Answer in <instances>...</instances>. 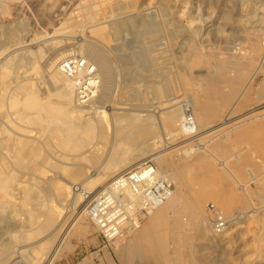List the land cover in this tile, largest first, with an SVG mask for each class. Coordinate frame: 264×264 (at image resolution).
Masks as SVG:
<instances>
[{
  "label": "rangeland",
  "instance_id": "374dc122",
  "mask_svg": "<svg viewBox=\"0 0 264 264\" xmlns=\"http://www.w3.org/2000/svg\"><path fill=\"white\" fill-rule=\"evenodd\" d=\"M88 7L91 8L90 14L92 12L95 14H92L90 19H84L83 16L87 14L85 8ZM101 20L103 25L106 24L105 31L109 35V40L107 42L104 41L103 44L102 40H98V38L93 37L94 35L88 32L95 25V21L100 22ZM128 21L130 22L127 23ZM112 22H119L120 24L119 32L117 31L118 34L115 36L111 34L112 31L109 25ZM8 27L13 30L9 34L7 32ZM263 32L264 0H0V64L2 63L0 65V73L4 71L1 67L5 66V63L9 65L13 61L6 67L8 72L13 70L10 73L14 74V78L8 74L9 78L4 79L7 84L6 86L4 85V88L0 85V90L2 92L4 89L7 95H11L15 92L14 88L22 84V81L26 82L30 79L39 88V92L45 91L46 86L49 85V61L57 53L60 61L74 56L84 60V63L88 62L91 64L93 72L95 70L94 78L97 76V79L95 78L96 82L100 80L97 93L93 95V99L86 105L87 107L84 106V109L81 108V105L77 106L75 101L74 103L84 111L82 113L85 114L84 116L93 115L94 111L101 109V112L107 116L111 127L113 125L111 112L113 111L119 113V115L120 113L123 114V111L144 116L153 115L161 122V119L163 121V117L167 115L166 110L169 111L172 108L170 107L172 106L170 105L171 103L165 102V100L173 97L174 99L178 98L176 99L177 102L176 100H173V102L175 103L174 106L177 105L179 109L184 104H187L186 99L188 100L190 97H193L195 101L202 100L201 102H203L204 100L206 106L216 105L218 107L217 114L207 122L203 120L202 110H198L196 106L193 109L188 106L192 123L195 122V125L199 126L197 131L180 133L176 126L170 131L160 126L159 128L162 130H158L159 134L149 141L153 143L152 146L151 143L149 144L148 154L158 152V154H161V158L169 160L170 149H175L176 152H179L185 147L184 149H188L187 151H192L198 146L204 147L207 144L206 148H209L218 159H225L227 165L240 174L238 175L241 179L239 181L244 182L243 185L246 182L245 187H247V190L249 189V191L254 193L250 197V199L253 197L251 199L252 204L250 203L249 209H247L248 207L245 208L246 210L239 207L240 209L233 210L226 217L229 221L227 226L229 229L224 235L225 239L223 242H214L215 240L211 239L209 235L207 236L208 239H202L195 233L192 239V246L197 248L199 255H201L200 257L204 258L202 259L204 262L201 261V264H264V245L258 248L255 243V236L261 231V225L259 226V222L256 220L255 222L252 217H249L251 209L255 210L257 206L260 207L264 204V117L256 120L254 112L264 104V97L260 96L264 87V76L260 74L255 78L250 93H248L249 95L247 94L241 99L234 97L229 101H222L220 96L212 97V101L209 100L204 92L205 83L203 79L207 69H214L217 65L221 67L223 62L227 63L228 66L225 67V70L231 76H241L245 79L247 72L251 71L256 64L248 65L242 56H246L258 45L260 46L258 48H264ZM60 41H63L61 42L62 44H60ZM54 44L56 45L54 46ZM194 46L202 52L203 58L207 61L205 65L191 64L190 50ZM59 51L61 52L58 53ZM40 53L43 54L41 55ZM258 57L259 54L256 55V58ZM11 59L12 61H10ZM31 63L35 65L36 71L32 67L33 71L29 72ZM32 72L35 73L33 74ZM184 82H187V84L185 85ZM156 87H160V89L163 87V96L155 93ZM230 90L229 85H222L220 88V91L224 94L229 93ZM72 97L74 98V92ZM72 97L70 100H72ZM227 112H232L234 121L241 120L243 124L245 123L229 132L231 143L220 138L218 136L219 133H216V135L214 133L210 134L211 137L208 133H204L209 125L219 123ZM0 117V127L6 129L14 136L20 131L15 129L18 126L17 128L25 127L27 130L31 128L29 134L34 135L35 133L34 136L38 137V139L41 138L40 140L49 138V136L42 134L37 127L28 126L23 121H21L22 123L19 122L20 119L17 114L10 109L7 110L3 105H0ZM12 124L14 130L12 129ZM239 130L247 131L249 139H235L234 133ZM103 143L104 145L100 143V150L108 146V141L106 144L105 141ZM199 143L202 145H199ZM53 148L48 150L49 155H55V153L58 155L57 152L60 153L58 149ZM164 149L166 152H164ZM45 153L48 154V152ZM233 154H237L239 159L237 160ZM53 156L51 159L55 160ZM174 157L176 158V156ZM147 159H151L157 165L156 160L152 157ZM177 161V166L182 164L180 163L182 160L177 159ZM169 162L167 170L175 172V166L171 163V160ZM209 163L211 169L226 174L222 166L219 165L220 162L215 161L214 158L210 157ZM0 168L7 171V169L11 170L13 167L0 164ZM14 169L16 168L14 167L12 172L14 174L17 172L12 183V192L9 195V199H12L11 202L14 204L11 203V207H6L0 202V248H5V250H2L0 258L5 257L3 264H29L25 262L27 261L25 259L32 254L30 248L33 245V241L30 242L31 239L29 240L28 238H26L27 240H22L30 229V224L25 218L28 215L26 207L31 209L28 211L36 210L40 207L39 211H34L38 215L37 220L40 221L42 219L41 213H37L44 211V205L46 203L49 205L51 202H53L52 204L58 203V198L50 192L46 191L44 193L43 191H45L44 188L47 186L46 181H48L49 176L57 179L60 171L57 168L58 171L54 170V168H48V170L46 169L47 174L42 176L28 173L26 169H16L15 171ZM21 170L23 171L22 174L20 173ZM46 178L47 180H45ZM226 178H229L227 174ZM62 181L65 180L62 179ZM66 183L70 185L69 182L66 181ZM76 183L74 182V185H78ZM171 184L174 190V183L171 182ZM19 185L33 187L32 189L36 192V197L31 199L32 202H30L31 200L28 201L25 209L23 208L22 193L18 187ZM39 185L41 186L39 187ZM41 187H44L42 191H40ZM235 188L237 191H241L237 185ZM37 193L40 194L37 195ZM78 193L81 195L80 191ZM39 195L41 196L38 197ZM46 197L49 201L53 200L47 202ZM38 199L40 200L39 203ZM85 200L87 199L84 198L79 204L80 207L84 206V209L87 204ZM211 200L207 198L205 202V208L208 210L214 207V202L212 204ZM14 208L16 211L13 210ZM42 208L44 209L41 210ZM215 208L221 211L218 205ZM239 211L247 213L244 214ZM14 212L16 216L13 214ZM210 213L212 214V212ZM62 215H68L66 225H69L70 222L71 224L74 223L75 218H77V212L71 211L69 207L67 210L60 212V217H63ZM210 220L213 223L210 221L212 229L208 234L211 236L215 234L220 237L219 234H222L227 228L217 233L214 231L215 219L212 220L211 217ZM22 221L27 224L25 225ZM85 222L88 227L87 233L78 239L65 240L60 248L56 247L58 253L53 260V264H121L113 248L114 245L111 242L104 241L98 228L87 217H85ZM23 223L24 225L22 226L21 224ZM70 231H72L71 227ZM14 235H17V239H15L18 242H15V239L12 241V238L15 237ZM44 235L45 233L40 237ZM19 237L21 239H18ZM6 246L8 247L6 248ZM55 246L56 242L49 245L47 248L48 252L54 249ZM198 247H200V250ZM40 261L39 264L45 263L44 259ZM136 264L140 263L137 262Z\"/></svg>",
  "mask_w": 264,
  "mask_h": 264
},
{
  "label": "bare ground",
  "instance_id": "6f19581e",
  "mask_svg": "<svg viewBox=\"0 0 264 264\" xmlns=\"http://www.w3.org/2000/svg\"><path fill=\"white\" fill-rule=\"evenodd\" d=\"M85 11L87 14L83 16L84 19H90L92 18V14H95L93 12L90 14V7L85 8ZM102 20L100 22L95 21V25H93L88 32L94 35L93 37L98 38V40H102L101 42L103 44L104 41L107 42L109 40V35L105 31L106 24L103 25ZM120 21L122 22V20ZM129 22L130 21L127 23ZM109 25L112 31L111 34L114 36L117 35V31L119 32L118 28L120 27L119 22H112ZM9 27L7 28L8 34L13 31L10 30L11 28L9 29ZM61 42L63 41H60V44H62ZM58 43L56 44L59 45ZM56 44H54V46ZM258 46L254 47L253 49L251 48V52L246 56H242L248 65L251 66L254 63L256 64L251 71L247 72L245 79L241 76H231L229 72L225 70V67L228 65L224 62L222 63L223 66L221 65V67L217 65L214 69L206 70V73L203 76L205 83L204 92L206 93L209 100L212 101V97L216 96H220L222 101H229L234 97L241 99L250 93L255 78L260 74L264 76V48H258ZM60 52L61 51L58 53ZM258 54L259 57L256 58V55ZM41 55L40 57H42ZM57 55L59 56V54L56 53L53 58H50V72L48 73L49 85L46 86L47 88L45 91L39 92V88H37L35 84L30 81V79L26 82L22 81V84L14 88V93L11 95L8 94L9 96L6 94V91L4 92V89L2 92L0 90V105L6 107L7 110L10 109L14 111L17 114V117L20 119L19 122L23 121L26 122L28 126H35L42 134L49 136V138L47 137L46 140H40L41 138L38 139V137L34 136L35 133L34 135L29 134L31 128L28 130L25 129V127L17 128V125V127L15 126V129L20 131H18V134L14 136L6 129L0 127V164L10 165V167H15L17 170L26 169L28 170V173L42 176L47 174L46 169L48 170V168H54V170L58 169L60 171V174L57 175V179H54L52 176L50 178L49 176V178L47 177L49 182L46 181L47 186L45 188L41 187L42 189L40 191H42L44 188V193L46 191L50 192L52 195L58 198V203L52 204L53 202L51 201L53 199L49 201L46 197L45 199L48 200L47 202H51V205H48L47 203H44L45 205L42 204L44 205L45 209L42 208L41 210L44 209V211L37 213H41L40 215L42 216V219L40 221L37 220L38 215L34 213L36 210L39 211L38 209L40 207H38L36 210L33 209V212L28 211L31 209L26 207L28 201L36 197V192L34 189H32L33 187L23 185L18 186L22 193V204L24 207L22 205L21 206L24 209L26 207V212L28 215L25 218L30 224V229L28 228L29 231L25 236L23 235L25 238L22 237V240H27L26 238H28L29 240L31 239L30 242L33 241V245L31 244L32 247L29 246L31 247L30 249L32 250V254L28 257V252V258L25 259L27 261H24L28 262L29 264H39V262H41L40 260L44 259L45 263L43 264H53V260L58 253L56 250L58 247L60 248V246L63 245L65 240L67 241L71 238L78 239L80 236L87 233L88 227L86 226L85 217H87V219L89 218L84 206H79L84 198L82 196V192L80 195L78 191L74 189V182H77L76 184L78 185L76 186L78 188L81 187L83 188L82 190L84 192L89 193L88 198H92L100 189L104 188L113 177L135 165L142 163L148 157H152L154 160H156L155 162H157V172L163 177L167 178L169 182H173L175 189H172L170 196L165 201H163L160 205L155 207L146 215L145 220L138 227L125 228L120 235L111 241V244L114 245L113 248L117 253V258L121 264H136L137 262L140 264H201V261L204 262V260H202L204 258L200 257L201 255H199L198 249L192 246V239L195 233L199 238L202 239L207 238L209 235L211 239L213 238V240H215L214 242H223L225 239L224 235H226V232L229 229L227 228L226 231H224L222 234H219L220 237L212 234L214 232L211 233L212 236L208 234L212 229L211 222L213 223V221L210 219L212 217L213 220L214 216L210 213L211 210L205 208V202L207 201V198L212 199L213 201L211 200V202L212 204L214 202V207L218 205L222 214H225L226 216H224L227 217L232 213L233 210H236L239 207H241V209L248 207L247 209H249L250 203L252 204L251 199L253 198L252 197L250 199V197L254 193L249 191V189L247 190V187H245L246 182L243 185L244 182L242 183L239 181L241 180L240 177H238L240 174L234 168L227 165V161L225 159H218L209 150V148H206L207 144L204 147L198 146L192 151H187L188 149H184V146V148L181 147L182 149L179 152H176L175 149H170V151L167 150L171 152L169 153V160L161 158V154H158V152H151L148 154V151L150 149L149 144L151 143L149 141L159 134L158 130H162L159 128L160 126L161 128L164 127L165 130L168 129L169 131L174 129L173 127L176 126V129L180 133L192 130L197 131L199 126L197 127L194 121L192 125L193 127L186 121L188 118L186 107L190 106L193 109L194 106H196L198 110H202V117L206 122L217 114L218 107L213 104L206 106L204 100L203 102H201L202 100L195 101L193 97H190L188 100L186 99L187 104H184V109L182 106L181 109H179L177 105L174 106L175 103L173 102V100L178 98L176 97L174 99L173 97L165 100V102L171 103L170 105L172 106H168L172 108L169 111L166 110L167 115L163 117V121L161 119V122L156 118V116L154 117L153 115L144 116L132 114L128 111H123V114L120 113L119 115V113L113 111L111 112V118L113 117V121L111 120L113 125L111 127L109 126L110 122L107 116L101 112V109H98L100 111H94L93 115L84 116L85 114H82L84 112L82 109H84V106L86 105L82 106L80 103L76 102L75 84L73 79L64 71V60L62 59L60 61ZM190 55L191 64L197 63L205 65L207 63V61L203 58L202 52L195 46L191 48ZM10 61H12V59ZM11 63H13V61ZM11 63H9V65ZM9 65L5 63V66L3 65L1 67L4 70L0 73V85H2L3 88L4 85L6 86L7 84V82L4 81L5 78L8 79L9 75L10 77L14 78V74L12 75L10 73L13 70H10V72L7 70L6 66ZM30 65L31 69L29 68V72H31L32 67L33 70L36 68L32 63ZM34 71H36V69ZM32 73L34 74L35 72ZM235 73L237 74V72ZM96 77L97 76H95V78ZM99 81L100 80H97L96 82L94 79L96 89H94L93 95L97 93ZM184 84L186 85L187 82H184ZM222 85L230 86L231 90L229 93L224 94L220 91ZM73 92L74 98L72 97ZM155 93L161 96L164 93L163 87L162 89H160V87H156ZM70 95L72 100H70ZM260 96L264 97V87L260 93ZM74 101L77 106L81 105L82 109L77 107ZM254 112L256 120L262 119L264 117V104L259 109L257 108V110ZM243 120L245 121V119ZM177 122L179 123L177 124ZM241 124H243L241 120L234 121L232 119V112H227L226 116L221 119L219 123L209 125L204 133H208L209 135L213 133L216 135V133H219L218 136H220V138L230 142L231 135L229 132L235 130L236 127H239ZM11 126L13 129V124ZM248 134L249 133L245 130H239L234 133V137L237 140H246L249 139ZM43 139H45V137H43ZM104 141L105 144L108 141V146H106L107 148L105 147V149L100 150V143L104 145ZM199 145L202 144L199 143ZM53 147L57 148L60 152H57L58 155L55 153L56 157L59 159L56 158L54 154H51V156L49 155L50 153L48 150H52ZM45 152H48V154ZM164 152H166V150ZM233 155L237 160L239 159L237 154ZM52 156L55 157L56 161L51 159ZM174 156H176V158ZM210 157L212 159L214 158L215 161L217 160L220 162L219 165L222 166V169L229 177L228 179L226 178V174H222L210 168ZM177 159L182 160V162H180L182 164L179 166H177ZM170 160L175 166V172H169L167 170V165L170 163ZM12 169H7V171H5V169L3 170L0 168V202L6 207H11L12 199H9V195L12 192V183L17 172L16 171L14 174ZM16 169H14V171ZM20 173L22 174L23 171L21 170ZM47 178L45 180H47ZM62 179L65 181H62ZM66 181L69 182L70 185H68ZM236 185L241 189L240 192L235 188ZM40 186L41 185H39V187ZM18 187L16 186V188ZM38 194L40 193H37V195ZM40 196L41 195L38 197ZM40 200H37L38 203ZM86 201L88 202V200H85V203ZM30 202H32V200ZM30 202L29 204H31ZM68 207L71 211L77 212V218H75L76 220L74 223L71 224L70 222L69 225H66L68 221V215H62L63 217H60V212L67 210ZM13 210L16 211L15 208ZM250 211L251 213L253 212L255 214L248 213L250 215L249 217H252V220L259 222V226L261 225V231L255 236V243L259 248V246L262 247L264 245V204L260 207L257 206L255 210L251 209ZM239 212L244 214L247 213L244 211ZM13 214H15V212ZM249 219L251 220V218ZM24 223L21 225L23 226ZM26 224L27 223H25V225ZM67 226H70L72 231H70V227L68 229ZM44 233L45 235L40 237ZM15 238L17 239V235L12 238V241H14ZM83 238H85V236H83ZM16 239L15 242L17 241ZM18 239H21V237ZM55 242L56 246L54 249L51 251L49 250L48 252V246L54 244ZM7 247L8 246H6V248ZM198 248L200 250V247ZM3 249L5 250L4 247L0 248V254L2 253ZM3 259H5V257H2V259L0 258L1 264H3Z\"/></svg>",
  "mask_w": 264,
  "mask_h": 264
},
{
  "label": "built area",
  "instance_id": "2783aa9c",
  "mask_svg": "<svg viewBox=\"0 0 264 264\" xmlns=\"http://www.w3.org/2000/svg\"><path fill=\"white\" fill-rule=\"evenodd\" d=\"M63 68L75 84L76 102L87 105L93 99L96 89L93 67L73 56L64 60ZM186 111V121L192 126L188 107ZM74 189L82 192V196L88 200L85 211L90 221L98 228L104 241L111 242L125 228L138 227L151 210L170 196L172 184L157 172L151 159H146L113 177L92 198H88L89 193L76 185ZM210 210L215 219L214 231H224L228 226V219L215 207Z\"/></svg>",
  "mask_w": 264,
  "mask_h": 264
}]
</instances>
